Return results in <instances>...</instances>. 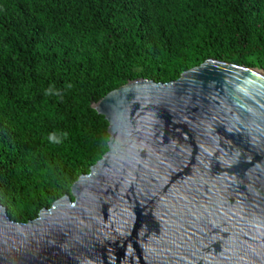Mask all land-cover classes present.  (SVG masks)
I'll use <instances>...</instances> for the list:
<instances>
[{
  "label": "water",
  "instance_id": "obj_1",
  "mask_svg": "<svg viewBox=\"0 0 264 264\" xmlns=\"http://www.w3.org/2000/svg\"><path fill=\"white\" fill-rule=\"evenodd\" d=\"M91 107L109 151L36 220L0 204V264H264V71L209 60Z\"/></svg>",
  "mask_w": 264,
  "mask_h": 264
},
{
  "label": "trees",
  "instance_id": "obj_2",
  "mask_svg": "<svg viewBox=\"0 0 264 264\" xmlns=\"http://www.w3.org/2000/svg\"><path fill=\"white\" fill-rule=\"evenodd\" d=\"M214 60L264 71V0H0V204L27 224L109 151L91 107Z\"/></svg>",
  "mask_w": 264,
  "mask_h": 264
},
{
  "label": "bare ground",
  "instance_id": "obj_3",
  "mask_svg": "<svg viewBox=\"0 0 264 264\" xmlns=\"http://www.w3.org/2000/svg\"><path fill=\"white\" fill-rule=\"evenodd\" d=\"M262 76H263V74L261 73L260 77H262Z\"/></svg>",
  "mask_w": 264,
  "mask_h": 264
}]
</instances>
